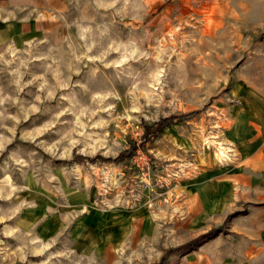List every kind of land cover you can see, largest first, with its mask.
<instances>
[{"label":"rangeland","instance_id":"rangeland-1","mask_svg":"<svg viewBox=\"0 0 264 264\" xmlns=\"http://www.w3.org/2000/svg\"><path fill=\"white\" fill-rule=\"evenodd\" d=\"M260 9L0 0V264H148L214 228L165 264H264V204L215 197L220 118L264 91Z\"/></svg>","mask_w":264,"mask_h":264},{"label":"crops","instance_id":"crops-1","mask_svg":"<svg viewBox=\"0 0 264 264\" xmlns=\"http://www.w3.org/2000/svg\"><path fill=\"white\" fill-rule=\"evenodd\" d=\"M261 7L264 12V0ZM248 88L247 98L229 105L220 118L226 125L223 129L230 147L226 163L218 166V171L215 168V197H228V203H235L244 190L246 202L264 204V91L257 93Z\"/></svg>","mask_w":264,"mask_h":264},{"label":"trees","instance_id":"trees-1","mask_svg":"<svg viewBox=\"0 0 264 264\" xmlns=\"http://www.w3.org/2000/svg\"><path fill=\"white\" fill-rule=\"evenodd\" d=\"M261 38L264 37V32L261 33ZM186 114H172L165 117H161L157 121L153 122L152 124H146L143 126L142 134L140 135L139 139L137 141H129L127 146L122 150L116 157H114L113 161H129L138 151V149H145L146 145L151 143L156 137H158L161 133V131L170 126L173 125L179 121H181ZM101 156H97V158H100ZM221 228H214L206 233L200 234L199 236L192 239L190 242L185 243L183 245L170 248L164 251V253L161 255V257L153 262H150L148 264H165L167 262V259L169 255H171L173 252L178 251L183 248H187L189 246H197L204 241L211 238L216 232L221 231Z\"/></svg>","mask_w":264,"mask_h":264},{"label":"bare ground","instance_id":"bare-ground-1","mask_svg":"<svg viewBox=\"0 0 264 264\" xmlns=\"http://www.w3.org/2000/svg\"><path fill=\"white\" fill-rule=\"evenodd\" d=\"M227 153L228 152H226L224 146H222V143L219 142L218 145H217V149H216V157H217V159L226 160V157H228Z\"/></svg>","mask_w":264,"mask_h":264}]
</instances>
